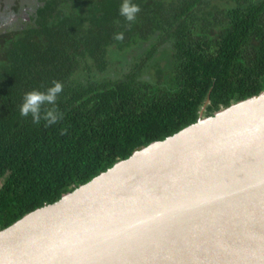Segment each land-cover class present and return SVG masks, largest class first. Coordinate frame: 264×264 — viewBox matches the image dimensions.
Instances as JSON below:
<instances>
[{"label":"trees","instance_id":"obj_1","mask_svg":"<svg viewBox=\"0 0 264 264\" xmlns=\"http://www.w3.org/2000/svg\"><path fill=\"white\" fill-rule=\"evenodd\" d=\"M122 2L7 6L16 21L0 32V230L195 123L207 96L204 116L264 90V0H132L134 22ZM54 80L63 119L22 117L24 94Z\"/></svg>","mask_w":264,"mask_h":264},{"label":"water","instance_id":"obj_2","mask_svg":"<svg viewBox=\"0 0 264 264\" xmlns=\"http://www.w3.org/2000/svg\"><path fill=\"white\" fill-rule=\"evenodd\" d=\"M0 230V264H264V90Z\"/></svg>","mask_w":264,"mask_h":264},{"label":"clouds","instance_id":"obj_3","mask_svg":"<svg viewBox=\"0 0 264 264\" xmlns=\"http://www.w3.org/2000/svg\"><path fill=\"white\" fill-rule=\"evenodd\" d=\"M140 11V6L133 3L132 0H123L119 8L120 16L128 22H134ZM113 38L123 41L124 33H118ZM63 90V83L54 80L51 82V86L44 91L33 89L26 92L19 107L20 115L24 118L31 117L32 122L36 125H39L41 121L44 122L45 127L56 125L63 119V113L59 111L57 103ZM66 132L67 129H64L61 134H66Z\"/></svg>","mask_w":264,"mask_h":264},{"label":"rangeland","instance_id":"obj_4","mask_svg":"<svg viewBox=\"0 0 264 264\" xmlns=\"http://www.w3.org/2000/svg\"><path fill=\"white\" fill-rule=\"evenodd\" d=\"M17 1H25V0H0V25L3 24V23L6 24L4 26L3 25L0 26V32L1 33H2L1 29L6 28L8 23H12V22L16 21V19H14V20L10 19L11 13H10L9 8L7 6L8 5H12L15 2H17ZM19 3H21L20 5H22V6L26 5V4H23V2H19ZM2 20H3V23H2Z\"/></svg>","mask_w":264,"mask_h":264}]
</instances>
